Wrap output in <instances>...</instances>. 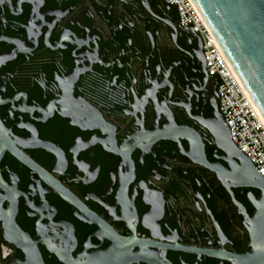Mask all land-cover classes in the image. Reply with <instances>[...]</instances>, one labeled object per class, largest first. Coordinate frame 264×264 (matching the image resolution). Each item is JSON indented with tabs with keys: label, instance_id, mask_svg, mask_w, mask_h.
Listing matches in <instances>:
<instances>
[{
	"label": "flooded vegetation",
	"instance_id": "1",
	"mask_svg": "<svg viewBox=\"0 0 264 264\" xmlns=\"http://www.w3.org/2000/svg\"><path fill=\"white\" fill-rule=\"evenodd\" d=\"M198 35L163 0H0V234L13 210L45 264H235L250 249L259 188L162 135L188 124L209 161L237 164L200 120L216 119L218 81ZM7 243L4 263L23 257Z\"/></svg>",
	"mask_w": 264,
	"mask_h": 264
},
{
	"label": "water",
	"instance_id": "2",
	"mask_svg": "<svg viewBox=\"0 0 264 264\" xmlns=\"http://www.w3.org/2000/svg\"><path fill=\"white\" fill-rule=\"evenodd\" d=\"M193 2L264 117V0H193ZM198 56L205 68L202 52L198 53ZM213 77L217 82V76ZM213 117L216 119L200 117V120L211 128L214 127L213 123H216L224 132L223 142L237 149V154L232 155L233 161L237 163L233 169L229 170L217 161H209L205 155V142L200 132L188 124L176 123L173 120L163 129L162 135L184 137L188 143L185 154L192 160L214 169L224 183L228 180L229 185L247 184L259 188V195L256 198L249 192L255 207L248 219L251 247L236 255L235 264H264V176L233 143L217 106ZM212 130L214 131V128ZM1 225L3 240L18 247L23 252V257L15 256L6 263L0 258V264H45L35 241L15 222L13 210L1 219Z\"/></svg>",
	"mask_w": 264,
	"mask_h": 264
},
{
	"label": "built area",
	"instance_id": "3",
	"mask_svg": "<svg viewBox=\"0 0 264 264\" xmlns=\"http://www.w3.org/2000/svg\"><path fill=\"white\" fill-rule=\"evenodd\" d=\"M172 4L186 30L197 32L202 40V56L207 74L217 76V108L237 148L264 176V117L248 90L220 48L193 0H163ZM12 247L0 242V258L11 255Z\"/></svg>",
	"mask_w": 264,
	"mask_h": 264
},
{
	"label": "trees",
	"instance_id": "4",
	"mask_svg": "<svg viewBox=\"0 0 264 264\" xmlns=\"http://www.w3.org/2000/svg\"><path fill=\"white\" fill-rule=\"evenodd\" d=\"M1 241H3V239H2V236H1V234H0V242H1ZM2 260H3V259H2Z\"/></svg>",
	"mask_w": 264,
	"mask_h": 264
}]
</instances>
